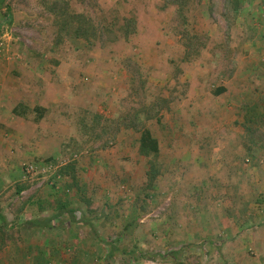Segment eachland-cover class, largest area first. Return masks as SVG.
I'll return each mask as SVG.
<instances>
[{"label":"rangeland","instance_id":"rangeland-1","mask_svg":"<svg viewBox=\"0 0 264 264\" xmlns=\"http://www.w3.org/2000/svg\"><path fill=\"white\" fill-rule=\"evenodd\" d=\"M74 56L101 95L78 139H0V264H264V0H0L6 72Z\"/></svg>","mask_w":264,"mask_h":264},{"label":"crops","instance_id":"crops-1","mask_svg":"<svg viewBox=\"0 0 264 264\" xmlns=\"http://www.w3.org/2000/svg\"><path fill=\"white\" fill-rule=\"evenodd\" d=\"M92 63H95L93 59L75 56L68 59L55 57L52 61L35 59L30 61L28 66L19 62V65L17 64L6 72L5 66L9 63L0 61V139L19 140L18 146L29 157L36 155L32 151V145L36 139L39 141L51 139L55 146H58L56 149L49 148L51 151L49 156L52 157H56L65 139H78L79 129L75 122L77 113L82 109L96 110L97 106L92 109V104L101 100L99 93L79 79L82 74L88 77L87 80L91 79L88 74L90 76L93 74L89 73L94 69ZM228 109L230 113L227 115L228 124L240 125L244 122L243 114L235 119L231 116L233 109ZM190 110H195V107H191ZM23 142L26 144L24 147H22ZM234 142H236L235 139H229L227 144ZM193 145L190 139L179 143L181 156L179 157L178 152H175L177 159L185 155L190 157ZM215 156V152L210 153L213 160ZM206 166L215 169L213 163ZM227 168L228 173L226 174H228L227 177H231V182L236 176L241 177L239 179H245L261 174L257 167L239 170L233 165H228ZM2 175H5L4 171ZM231 184L223 183L224 188L220 191L230 189ZM205 186L208 189L209 185L205 184ZM227 232L230 231L227 230L225 235L223 233L221 235L227 236ZM200 249L199 247L195 250L201 251Z\"/></svg>","mask_w":264,"mask_h":264},{"label":"trees","instance_id":"trees-1","mask_svg":"<svg viewBox=\"0 0 264 264\" xmlns=\"http://www.w3.org/2000/svg\"><path fill=\"white\" fill-rule=\"evenodd\" d=\"M74 32H75V34L77 36H81L80 33H79V31L75 30ZM224 92H225V88L224 87H219V88L216 89V91L214 92V94L216 96H219V95L223 94ZM155 175H156V172L154 171V168L152 167L151 172L147 173V178H148L149 182H152L154 180ZM74 213H75L74 212V209L68 208L66 205H61L58 208L56 214L53 215L51 218L44 219V220H35L33 222L26 223L23 226V228L25 230L29 231V232L30 231H33L35 229L36 230H39V229L42 230V229H45V228H50L52 226V221L57 220V219H60L63 215H67L68 218L71 221H74V220H76L75 219V216H74ZM0 219L3 220L2 217H0ZM83 223H84V221H83ZM84 224L88 225L89 228L91 229V231H93V233L95 232L94 229H93V227H92V224L91 223L85 222ZM113 253H114V251H110L108 253V258H110L111 256H113Z\"/></svg>","mask_w":264,"mask_h":264},{"label":"built area","instance_id":"built-area-1","mask_svg":"<svg viewBox=\"0 0 264 264\" xmlns=\"http://www.w3.org/2000/svg\"><path fill=\"white\" fill-rule=\"evenodd\" d=\"M36 169L37 168L34 165L26 164L23 169L24 178L32 176L35 173Z\"/></svg>","mask_w":264,"mask_h":264}]
</instances>
